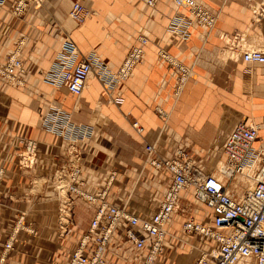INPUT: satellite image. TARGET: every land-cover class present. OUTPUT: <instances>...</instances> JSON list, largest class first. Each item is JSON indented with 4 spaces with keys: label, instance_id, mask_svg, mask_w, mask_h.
Listing matches in <instances>:
<instances>
[{
    "label": "crops",
    "instance_id": "crops-1",
    "mask_svg": "<svg viewBox=\"0 0 264 264\" xmlns=\"http://www.w3.org/2000/svg\"><path fill=\"white\" fill-rule=\"evenodd\" d=\"M76 1L93 11L82 25L69 17ZM197 1L218 19L210 31L193 25L188 40L168 37L177 12L172 0H157L154 6L143 0H44L40 8L30 1L21 15L14 13L18 0L0 6V65L17 54L25 69L19 83L0 78V165L6 170L0 185V264H66L100 205L72 195L71 227L62 234V204L64 222L70 202L60 186L68 180L59 173L56 190L54 179L69 162L71 144L40 129L51 104L70 113L72 123L94 130V137L77 144L82 192L93 197L106 192L108 203L142 218L158 211L171 181L167 170L148 163L150 147L165 158L183 150L197 166L212 168L234 128L252 121L261 127L256 144H264V64L246 63L227 45L228 38L239 34L247 45L264 48V19L256 22L254 15L259 1ZM140 37L149 41L145 55L117 87L108 86L97 70L81 97L45 81L57 58L72 51L74 63L94 57L117 72ZM179 66L190 73L181 89ZM19 139L38 141L31 170L19 165ZM74 158L72 149L71 165L76 166ZM133 186L136 198L130 193ZM183 197L193 200L192 191ZM197 211L194 217L202 221L203 213ZM183 222L174 216L168 224L167 231L177 238H167L158 264H193L199 256L190 253L188 242L198 244L202 237L180 238ZM8 241L13 246L6 251ZM112 252L113 264L125 263L124 253L117 263L116 250Z\"/></svg>",
    "mask_w": 264,
    "mask_h": 264
},
{
    "label": "built area",
    "instance_id": "built-area-1",
    "mask_svg": "<svg viewBox=\"0 0 264 264\" xmlns=\"http://www.w3.org/2000/svg\"><path fill=\"white\" fill-rule=\"evenodd\" d=\"M30 1L35 3L36 8H40L44 2L18 0L14 13L21 15L27 11ZM143 1L154 6L157 0ZM172 1L177 12L171 21L170 35L188 40L193 25L205 27L209 31L215 27L218 15L213 14L197 0ZM247 1H259V6L254 10L255 21L264 19V0ZM4 3L5 0H0V6ZM92 15L93 11L79 1L74 3L69 13V17L77 25H82ZM242 42L244 38L239 34L229 38V51L233 55L241 53L246 63L264 64V51L248 49L244 44L241 45ZM148 43V39L140 37L139 44L133 47L117 72L102 67L94 57L83 58L79 63H74L75 51L69 55L62 54L44 74L45 81L58 88L65 87L70 94L81 97L90 75L97 70L99 75L108 81V86L117 87L127 80L135 67L141 63ZM179 69L181 75L178 86L181 89L190 73L185 67L179 66ZM20 73H25L24 62L17 54L12 55L5 65H0V78L7 82L19 83ZM117 101H123L120 94ZM134 126L142 132L143 129L138 127V123ZM40 129L71 144L69 162L58 170L54 179L56 190L59 173L62 178L68 180L66 196L70 208L66 226L71 223L72 195L82 197L93 204L100 201L88 230L78 237L76 247L70 252L67 264H113V249L116 250L117 263L121 260L120 254L124 253V264H158L160 257L165 254L167 238H177L176 234L167 231V226L174 216L184 220L182 234H197L202 237L198 244L188 242L190 253L199 252L193 264H264V153L256 147L259 139L257 125L240 122L234 128L223 147L225 160L216 165V171L213 173H207L203 167L197 166L183 150H178L174 158H165L158 155L154 147H150L148 163L159 171L167 170L171 181L158 211L147 218L128 211L126 207L108 203L105 200L106 192L97 197L82 192L81 153L77 144L94 137L93 128L72 123L70 113L51 104L42 115ZM18 146L20 167L31 170L35 167L38 157V141L19 139ZM72 149L76 166L71 165ZM257 161L259 168L255 173L253 190L239 191L233 186L236 176L243 174L248 166H253ZM5 175V168L0 165V185ZM186 191H192L193 200L183 197V192ZM196 206L206 208V216L202 221H197L194 217ZM62 214L63 204L60 229L62 234H67L68 227L63 232ZM116 234H119V239ZM206 239L209 240L208 243H205ZM12 246V241H8L5 244L6 251L11 250Z\"/></svg>",
    "mask_w": 264,
    "mask_h": 264
},
{
    "label": "rangeland",
    "instance_id": "rangeland-1",
    "mask_svg": "<svg viewBox=\"0 0 264 264\" xmlns=\"http://www.w3.org/2000/svg\"><path fill=\"white\" fill-rule=\"evenodd\" d=\"M77 2V1H76ZM81 2V1H80ZM168 37H171V36H173V35H170V33H169V30H168ZM244 38V37H243ZM229 39V38H228ZM228 42V41H227ZM243 44H245L246 45V47L248 48V49H262L263 51H264V48L263 47H254V46H251V45H247V42H246V40H245V38H244V42H242L241 43V45H243ZM228 50H229V48H228ZM230 52V51H229ZM231 53V52H230ZM232 54V53H231ZM233 55V54H232ZM235 56V55H234ZM93 77V75H91L90 76V79ZM252 124H254V125H257L258 127H259V132H260V130H261V127H260V124H257V123H255L254 121H252L251 122ZM256 147L258 148V149H263L264 150V144H262V143H259L258 145L256 144ZM189 156V155H188ZM190 157V156H189ZM216 158V157H215ZM214 158V159H215ZM214 159H212V160H210V161H212V163H213V165H212V168H211V166H209L208 164L205 166V168H203V169H205V171L207 172V173H213L214 171H216V165L218 164V163H220V162H222V161H224L225 160V157L222 155V154H219L218 156H217V158H216V161H214ZM191 161H193V159L191 158ZM194 162V161H193ZM240 179V178H239ZM244 187H249V186H246V185H244ZM136 186H133L132 187V189L130 190V193H132V195H134L135 196V194H136ZM246 188H243V189H246ZM135 198H136V196H135ZM133 201H129V205H130V203L131 204H133L132 203ZM141 207V206H140ZM143 208V207H142ZM199 207H195L194 208V211H197V209H198ZM202 208H204L205 210H206V208L204 207V206H202ZM198 213H203V216H202V218H201V220L203 219L204 220V218H205V216H206V212L205 211H197ZM67 225V218H66V220H64V223H63V226H62V228H63V232H64V230L68 227V230H69V228L71 227V226H66ZM88 228L89 227H87V229L85 230V231H87L88 230ZM67 230V231H68ZM181 231V230H180ZM180 231H178L179 233H181ZM65 235V234H64ZM182 237H184V235L183 234H181V236H180V238H182ZM184 240H188L187 238L185 239L184 238ZM128 245H126V247H127ZM129 254H130V252H129ZM67 261H68V259H67ZM67 261H66V264H67Z\"/></svg>",
    "mask_w": 264,
    "mask_h": 264
},
{
    "label": "bare ground",
    "instance_id": "bare-ground-1",
    "mask_svg": "<svg viewBox=\"0 0 264 264\" xmlns=\"http://www.w3.org/2000/svg\"><path fill=\"white\" fill-rule=\"evenodd\" d=\"M93 75V74H91ZM90 75V76H91ZM90 79V77H89ZM261 151L264 150L260 149ZM259 168V162L257 161L253 166H248L245 170L244 173L241 175H237L235 178V181L233 182V186L236 187L239 191L247 192L251 191L254 188L255 185V173L257 172ZM221 179H224L222 176H219ZM240 178V179H239ZM68 183L63 184L60 186L63 190H66ZM244 185L249 186V187H244ZM246 188V189H243Z\"/></svg>",
    "mask_w": 264,
    "mask_h": 264
}]
</instances>
